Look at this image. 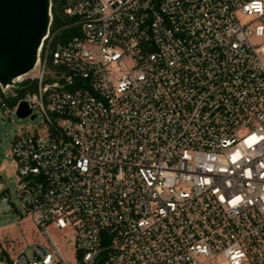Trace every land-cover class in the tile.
Instances as JSON below:
<instances>
[{"label": "built area", "instance_id": "obj_1", "mask_svg": "<svg viewBox=\"0 0 264 264\" xmlns=\"http://www.w3.org/2000/svg\"><path fill=\"white\" fill-rule=\"evenodd\" d=\"M62 15L0 84L10 121L39 118L8 151L33 239L0 243V264H264V0ZM0 209L17 211L1 175Z\"/></svg>", "mask_w": 264, "mask_h": 264}, {"label": "water", "instance_id": "obj_2", "mask_svg": "<svg viewBox=\"0 0 264 264\" xmlns=\"http://www.w3.org/2000/svg\"><path fill=\"white\" fill-rule=\"evenodd\" d=\"M51 19V0H0V84L28 72L34 66ZM30 109L24 102L17 114Z\"/></svg>", "mask_w": 264, "mask_h": 264}, {"label": "rangeland", "instance_id": "obj_3", "mask_svg": "<svg viewBox=\"0 0 264 264\" xmlns=\"http://www.w3.org/2000/svg\"><path fill=\"white\" fill-rule=\"evenodd\" d=\"M38 120L39 118L35 120L25 118L10 121L2 113L0 108V175L5 187V192L10 197L11 202H13L17 208V211L0 209V243L5 245L6 239H12V244L14 245L12 254L17 252L22 247V245L25 243V240L31 241L33 239L34 232L31 220L28 218L24 219L19 225L15 223L17 219L20 218V215H23V212L17 202L15 192V164L13 158L8 155V151L14 135L21 128L36 124ZM49 232L56 239H58L61 250L65 252L66 247L60 240L62 231L50 227Z\"/></svg>", "mask_w": 264, "mask_h": 264}, {"label": "trees", "instance_id": "obj_4", "mask_svg": "<svg viewBox=\"0 0 264 264\" xmlns=\"http://www.w3.org/2000/svg\"><path fill=\"white\" fill-rule=\"evenodd\" d=\"M52 22L55 25L62 24L69 20L68 17L62 15V0H51Z\"/></svg>", "mask_w": 264, "mask_h": 264}]
</instances>
